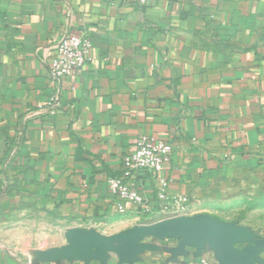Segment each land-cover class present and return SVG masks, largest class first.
<instances>
[{
    "label": "crops",
    "instance_id": "crops-1",
    "mask_svg": "<svg viewBox=\"0 0 264 264\" xmlns=\"http://www.w3.org/2000/svg\"><path fill=\"white\" fill-rule=\"evenodd\" d=\"M74 30L91 41L89 59L55 80L53 46ZM141 135L172 146L159 176L189 198L188 216L250 228L234 216L264 199V0H0V264L21 241L34 252L54 224L110 236L169 219L150 172L130 180L148 214L118 213L108 190ZM144 243L156 250L136 264H218L208 247L174 257L178 240ZM54 264L120 263L109 253Z\"/></svg>",
    "mask_w": 264,
    "mask_h": 264
},
{
    "label": "water",
    "instance_id": "water-1",
    "mask_svg": "<svg viewBox=\"0 0 264 264\" xmlns=\"http://www.w3.org/2000/svg\"><path fill=\"white\" fill-rule=\"evenodd\" d=\"M148 238L178 240L174 257L186 256V248L194 249L200 257L208 247L217 257L218 264H264V242L253 232L235 223L224 222L207 214L169 218L150 225L110 235L94 230L69 229L68 244L62 248L39 253L38 257L54 262H85L98 260L104 263L107 254H115L120 264H136L138 256L156 247L145 244Z\"/></svg>",
    "mask_w": 264,
    "mask_h": 264
},
{
    "label": "built area",
    "instance_id": "built-area-1",
    "mask_svg": "<svg viewBox=\"0 0 264 264\" xmlns=\"http://www.w3.org/2000/svg\"><path fill=\"white\" fill-rule=\"evenodd\" d=\"M137 7L148 6L152 0H129ZM92 44L85 33L80 30L69 31L63 34L54 44L51 58L47 65L49 75L60 80L72 74L81 73L89 59ZM60 107L56 97H51L45 107L48 115H54ZM23 141V132L16 134V141L12 153ZM172 146L148 135H141L136 142L135 150L122 159L121 177L109 178L107 187L111 195L117 200V212L124 214L128 206L140 208L142 213H150L148 200L142 197L132 185L131 179L140 171L150 172L156 180V199L158 213L168 218L188 216L190 200L186 195H173L168 191V181L159 174L164 165L169 161ZM200 264H208L206 259H201Z\"/></svg>",
    "mask_w": 264,
    "mask_h": 264
},
{
    "label": "rangeland",
    "instance_id": "rangeland-1",
    "mask_svg": "<svg viewBox=\"0 0 264 264\" xmlns=\"http://www.w3.org/2000/svg\"><path fill=\"white\" fill-rule=\"evenodd\" d=\"M234 218L246 222L248 227H250L248 229L253 232L256 238L264 242V199H261L259 211L250 212L248 215L242 214V216L239 215L238 217L236 215ZM50 227L51 231L49 236L42 237L35 242H30L31 244L33 243L32 246L35 249V251L31 254H29L28 250L25 249L29 241H21L20 248H12L10 250V252H12L11 254L14 255L12 264H54V261L39 258L38 254L66 246L68 244L66 239L68 230L65 231L63 228H60V226L55 224ZM36 228L40 229L39 226ZM261 256L264 259V253H262Z\"/></svg>",
    "mask_w": 264,
    "mask_h": 264
},
{
    "label": "trees",
    "instance_id": "trees-1",
    "mask_svg": "<svg viewBox=\"0 0 264 264\" xmlns=\"http://www.w3.org/2000/svg\"><path fill=\"white\" fill-rule=\"evenodd\" d=\"M261 205V204H260Z\"/></svg>",
    "mask_w": 264,
    "mask_h": 264
}]
</instances>
